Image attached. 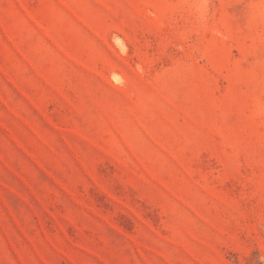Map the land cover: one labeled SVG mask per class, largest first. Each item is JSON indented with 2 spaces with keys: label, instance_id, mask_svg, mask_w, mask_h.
<instances>
[{
  "label": "rangeland",
  "instance_id": "rangeland-1",
  "mask_svg": "<svg viewBox=\"0 0 264 264\" xmlns=\"http://www.w3.org/2000/svg\"><path fill=\"white\" fill-rule=\"evenodd\" d=\"M0 264H264V0H0Z\"/></svg>",
  "mask_w": 264,
  "mask_h": 264
}]
</instances>
